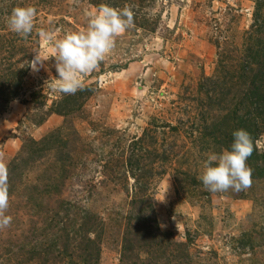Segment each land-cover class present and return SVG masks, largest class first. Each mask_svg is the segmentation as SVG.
Returning a JSON list of instances; mask_svg holds the SVG:
<instances>
[{
	"label": "rangeland",
	"instance_id": "obj_1",
	"mask_svg": "<svg viewBox=\"0 0 264 264\" xmlns=\"http://www.w3.org/2000/svg\"><path fill=\"white\" fill-rule=\"evenodd\" d=\"M102 4L130 8L135 26L83 90L54 91L53 44L40 31H83ZM29 5L35 27L22 38L7 20ZM35 54L48 60L33 73ZM262 107L264 0H0L13 217L0 229V264H264V150L247 160V190L213 193L198 179L240 121L264 143L253 119Z\"/></svg>",
	"mask_w": 264,
	"mask_h": 264
},
{
	"label": "clouds",
	"instance_id": "obj_2",
	"mask_svg": "<svg viewBox=\"0 0 264 264\" xmlns=\"http://www.w3.org/2000/svg\"><path fill=\"white\" fill-rule=\"evenodd\" d=\"M37 9L34 6H18L12 9L7 25L10 31L27 38L35 27ZM135 13L130 8L116 9L106 4L100 5L91 14L87 28L67 34L63 39H55L51 33L41 30L39 35L46 44H53L55 68L58 74L54 91L63 95H74L84 89L82 77L97 70L105 58L112 53L119 35L135 26ZM48 58L35 54L26 64L33 73L45 67ZM229 148L219 153L211 152L203 164L198 177L209 192H240L252 184V169L247 160L256 149L264 150V143L253 142L250 133L244 129L235 130ZM162 194L161 202L164 201ZM10 206L9 168L5 154L0 152V229L8 228L13 217L6 215Z\"/></svg>",
	"mask_w": 264,
	"mask_h": 264
},
{
	"label": "trees",
	"instance_id": "obj_3",
	"mask_svg": "<svg viewBox=\"0 0 264 264\" xmlns=\"http://www.w3.org/2000/svg\"><path fill=\"white\" fill-rule=\"evenodd\" d=\"M245 84V83H244ZM222 86V85H221ZM217 87V91H218V93L220 94V96H222L223 95V93H222V91L224 92V90L222 89V87H218V86H216ZM249 90V89H248ZM247 90V91H248ZM257 90V89H256ZM246 91V92H247ZM256 93H258V92H256ZM249 96H253V94L252 95H249ZM259 107H260V105H259ZM264 107H262V108H257V109H255L254 110V116H253V119H255L256 121H257V119H259V118H262V120L264 121ZM238 119H239V117H238ZM238 129H244V130H246V131H248L249 133H250V130H252V126H250L249 124H247V122H243V123H241V121H240V123H239V125H238V127H236V129L235 128H233V129H230L228 132H226V136H228L229 137V139H234L233 138V135H232V133L235 131V130H238ZM127 243H128V241H127ZM130 244L132 243V241H130L129 242ZM83 247V249L84 250H82L81 248L80 249H77L78 251L79 250H81V252H83V254L85 255L84 256V258H86V261H88V260H90L89 258H90V254H87V246H85V248H84V244L82 245ZM128 246V245H127ZM127 248V247H126ZM160 250V249H159ZM158 250V248L157 249H155L154 251H153V254L154 253H156V252H158V253H156L155 255L156 256H159L160 255V251ZM87 255H86V254ZM155 256V257H156ZM88 258V259H87Z\"/></svg>",
	"mask_w": 264,
	"mask_h": 264
}]
</instances>
